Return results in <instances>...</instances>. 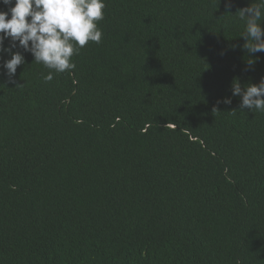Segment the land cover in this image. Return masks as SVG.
<instances>
[{
  "label": "trees",
  "instance_id": "trees-1",
  "mask_svg": "<svg viewBox=\"0 0 264 264\" xmlns=\"http://www.w3.org/2000/svg\"><path fill=\"white\" fill-rule=\"evenodd\" d=\"M253 2L106 0L102 41L47 82L13 49L0 264H264V113L231 87L264 79L234 16Z\"/></svg>",
  "mask_w": 264,
  "mask_h": 264
},
{
  "label": "clouds",
  "instance_id": "clouds-1",
  "mask_svg": "<svg viewBox=\"0 0 264 264\" xmlns=\"http://www.w3.org/2000/svg\"><path fill=\"white\" fill-rule=\"evenodd\" d=\"M9 6L0 11V75L10 79L18 66L25 63V56L13 51L19 46L34 56V62L49 69L45 82L53 79L54 73L75 69L73 56L89 42L102 41L99 21L105 16L106 0H0ZM14 5V6H13ZM231 5L229 4V7ZM244 24L243 48L250 54L264 52V0H254L234 15ZM10 17V18H9ZM10 45L5 47V40ZM11 58L5 60L3 54ZM255 61L248 59L251 65ZM234 96L242 97L240 110L264 113V79L259 84H248L243 89L238 79L232 83ZM225 104H231L225 98ZM173 127V126H172Z\"/></svg>",
  "mask_w": 264,
  "mask_h": 264
},
{
  "label": "bare ground",
  "instance_id": "bare-ground-1",
  "mask_svg": "<svg viewBox=\"0 0 264 264\" xmlns=\"http://www.w3.org/2000/svg\"><path fill=\"white\" fill-rule=\"evenodd\" d=\"M219 153V152H218Z\"/></svg>",
  "mask_w": 264,
  "mask_h": 264
}]
</instances>
